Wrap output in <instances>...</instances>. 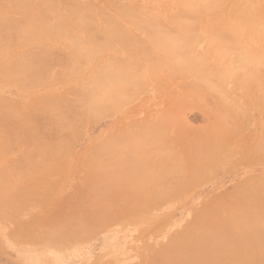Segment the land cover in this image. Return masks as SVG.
<instances>
[{"label": "rangeland", "instance_id": "obj_1", "mask_svg": "<svg viewBox=\"0 0 264 264\" xmlns=\"http://www.w3.org/2000/svg\"><path fill=\"white\" fill-rule=\"evenodd\" d=\"M253 1H257L256 4H260L259 9H263L262 12H259L258 17L262 18L261 20L264 23V16H262L264 15L263 0H242L241 3L237 0H224L217 7L218 11L216 9L213 14L216 16V13L222 11L218 16L222 15V17L230 19L231 22L239 15V12L237 11L238 9H243L247 13H251L250 16H257L253 9L248 8V6L250 7V5H253ZM227 2L229 3L226 4ZM18 7H20L21 10ZM117 7L124 8L126 11L128 10L127 17L125 14L123 16V14L119 11L120 9ZM177 10L178 9L174 4V0H0V111H3V113L0 112V145L2 143L5 146L3 147L2 145V149H0V179H4L5 177H2L4 175L10 176L13 171L12 173L15 176L13 175V178L11 174L10 180H13L11 182L20 184V190L28 188L30 191L32 185L37 182L39 183L36 184L37 187L34 188L35 190L32 191L28 200L26 195L29 191L25 194L27 201H25V199H21L22 201L19 203L21 204L20 206L17 204L18 202H15L19 206L18 210V206H16V209L11 212L10 215L0 218V264H29V260H35L36 258H41V260L46 261L47 264H155V262L157 264H166L164 262H168L166 260L167 257H165L166 259H164V261L163 258L160 257L164 252L161 253L160 251H163L162 249L164 247L175 245L176 240L183 236V232H185L190 224L193 223L195 216L202 214L206 207H209L208 209L220 208L219 212L226 215L227 212L224 210H228V208L225 207L232 203H236V200L242 196L240 194L242 188H247L249 183L253 181H259L260 185H257L259 187H264L261 186L264 183L263 87L254 86V88L251 86L250 89H248L246 84L240 85V78L236 75H228L220 80L210 74V76H206L205 81H200L199 83H202L200 84L201 89L209 90L211 94L204 99L191 97L186 98V96H188V90L185 86H181L185 81L183 77L177 74L175 78L168 76L169 72L167 70H161L158 74L153 76L150 75L149 70L144 69V65L148 63V57H142L141 55L138 56V54H135L131 59H128V53L125 48L123 49L124 44L121 41L119 42V40L112 41V38L110 37L112 35L116 36L120 32L124 33L125 29L127 30L126 33L141 36L143 31L140 28L141 23L139 24V22L143 20L153 25L155 24V27L152 25L153 27L151 26L149 30L153 31L155 29L158 34L167 33V31L168 33H174L175 27L173 25V21L170 20H172V16L177 12ZM27 14H29V18ZM45 14L49 17H45ZM74 14L76 17H74ZM135 15L138 17V20ZM84 16L88 17L85 19ZM110 16L112 20L117 23L111 22L112 20L109 22ZM211 18L212 14H209L208 17H206L207 23ZM106 20L107 22L105 23L104 21ZM156 20H159V22H156ZM128 21L131 24H129ZM20 23L23 24V27L21 25L19 26ZM10 24L13 25L12 28ZM59 24L60 26L62 24L61 28L65 27L66 30L69 31L66 32L63 28L61 30L58 26ZM2 26L4 27V32L7 31V34L8 29L10 28L9 31L11 34L9 33L8 35H5L6 33L3 32ZM71 26L75 27V29L71 28ZM117 27L122 28L119 29ZM158 27H160V30ZM14 28H16V30ZM97 28L98 30H96ZM111 29L112 31H110ZM106 30H108V32H106ZM12 31L15 33L17 32L15 36ZM139 31H141V33H139ZM93 34L95 36L92 37ZM197 34V39L199 40L196 39V41L193 42L191 45L192 49L189 52L185 51V53H182L180 60H189L191 57H194V55L207 57L205 54L209 45V36L204 28L199 29ZM79 37H81V39ZM12 40L14 41L12 42ZM92 43L95 44L92 45ZM111 43L113 45H111ZM73 49H79L81 52L79 51L77 54L76 50H74V53ZM83 50L85 51V54ZM159 53L160 56H164V52L160 51ZM208 57L211 58V56ZM42 58L47 60L45 61L46 64L47 62L49 64L43 65L44 69L40 72L38 68H42L43 66L41 65L45 64L43 63L44 60L41 61ZM33 59H35V61ZM49 59L51 60L49 61ZM134 59L137 62V67L135 66L133 68V66H129L131 65L129 62L134 63ZM36 60L38 63L40 62L42 64L39 63L40 65H38ZM27 61L32 64L31 66H33L31 67V71H29L32 72L33 70L32 73L35 75V78L30 80L41 83L39 86H29L26 85L29 84L27 82L25 86L23 83L24 81L21 80L22 77L19 78L18 76L19 74L22 76L21 73H23V79L27 76V78L31 76L32 73H27L29 72L27 69L30 68ZM16 63H19L18 65L22 64L20 66L25 64V66H23L26 70L25 74L21 67L16 68ZM57 63L59 64L56 65ZM140 63L142 64L141 68H138V64ZM207 63L212 64L213 60L209 59ZM11 64L14 65L15 68H13L14 66ZM8 65L10 66V69L13 68L11 69L13 70V73L14 70L16 72V74L12 73L13 76L18 74V79L22 82L17 80L15 81L17 76L12 77V74L11 77L9 76L10 72L8 71L10 69ZM5 66L6 68H4V70L6 69L5 71L8 73L2 69ZM46 66L47 68H45ZM118 67L122 68L123 72L126 70L124 73L127 74V77L132 74V77H130L131 81L138 82V84L136 86L133 85L132 88L136 91V94L134 97L120 103L114 109L100 111V114L96 117L97 122H95L96 118L91 122L92 116L87 114V112L84 113L83 106L85 107L87 94L84 93L85 90L81 88L79 81L90 79L92 76L97 77L99 71V76H101L103 80L111 79L112 76H116L115 73L119 70ZM114 68L115 72H113ZM7 69L9 70L7 71ZM19 71H21V73ZM74 71H76V73ZM38 72L41 75L40 77H38ZM135 73L136 75H133ZM66 74L67 76L64 77ZM34 75H32V77ZM8 77H10L11 80L10 78L8 79ZM12 79L14 82H10L13 81ZM43 80H46L44 82V86L42 85ZM186 81H189V79ZM219 81H221V83H219ZM18 82L22 86L17 84ZM48 84H50V86H48ZM178 85H180V88L183 87V89L185 87L184 90L181 89L184 94V99L180 98L182 94L179 93L180 88ZM88 88L94 89L92 85ZM216 88H220L221 92H218ZM81 92L83 93L81 94ZM76 93L78 94L77 97ZM48 95H55V97L61 100L59 102L57 101L58 109L64 112L63 115L67 114L68 116L70 114L68 117L65 116L66 118H69V121H71V118L74 119L73 114L76 115V113L77 115L78 113L81 114L78 115V117H81H79V119L84 118V122H82V124H80L81 122L75 123L73 120V128L77 130H73L75 133L72 132V126L70 131H67L70 128L64 131L57 121V117H53L55 115L52 116V113L45 109L47 107H42L43 105L45 106L44 103L38 102L37 99L42 100ZM2 99L8 100L4 103L5 100L3 101ZM67 99L68 103L72 104V107L66 103ZM78 99L79 101H77ZM83 99L85 100V103ZM177 100L179 103L176 102ZM183 102L188 106V108H181V106H183ZM78 103L80 105L83 104L82 107L78 105ZM31 104H33V106H31ZM66 104L67 109H65ZM59 105L62 107L64 106V108H60ZM168 106H170L169 108L171 110L167 108ZM164 110L165 112H163ZM173 110H177V112L180 113L182 112V115L180 113H178L180 116L176 115L177 112H175V114ZM17 111H20L19 114L21 117L18 116ZM81 112H83L84 115ZM225 112L229 117L226 121H224L227 117L226 114L224 115ZM215 113L217 115H215ZM219 113H222L223 115L221 116ZM9 114L14 117L15 120L14 118L9 117ZM13 115H16V117ZM25 116L26 118H24ZM174 116L175 118H173ZM176 118H178V120H176ZM179 118H183L185 121H182V119ZM55 119H57L56 122L54 121ZM222 119L224 120L222 121ZM220 121L226 125L225 128L222 129V133L220 132L222 127L220 126V128L219 125H217ZM18 122L21 123V127H19ZM134 122L135 125H133ZM173 122L174 125H172ZM222 123L220 125H222ZM29 124H31V126ZM139 124H141V129L143 127L142 132H137V130L140 131V127H138ZM179 124L183 125L181 126ZM184 124H186V127ZM233 124L235 125L234 127ZM77 125L79 127H77ZM165 125H167L170 129V131L168 129L169 134H166L164 132L165 130L163 131V127H165ZM161 126L162 128L160 129ZM136 127H138L137 130ZM210 128L218 133L220 142L227 145V152L225 151L223 165L219 166L210 178L201 180L198 183L190 184L185 190L180 192V194L176 195L177 193H173V196H166V199L165 197H162L161 194H157L153 196H156V199L153 198L154 200L145 199L143 202L142 200H134L130 206V212L128 214L118 215V213H120L119 210L123 209H121V207H117V201L116 206L112 207L108 204L109 202H104L106 203L105 205H109L108 209L98 205L101 206L102 209L104 208V210H106L105 214L103 212L104 215H102V209L100 211L97 204H95L96 206L94 205L97 209H93L94 203L91 200L94 201V199L91 198L94 194L96 196V192L92 190V194L88 185L91 184L89 185V187H91L93 184L92 182L97 183L98 180L96 179L97 176H94L92 169L96 168L95 162L97 159L102 157L100 151H98L100 146L119 140L121 141V144L124 143V145H122L124 146L123 148L122 146H119L120 150L121 148L122 150H125V145H127L125 140H128V135H132V145L130 144V146L135 152V155L138 156L137 158L140 159L142 157L144 152L142 148L148 147L149 150H156L155 153L158 156L162 151H168L167 160L170 153L174 159L176 158L181 163V161L187 158V156L185 159L183 158L184 156L181 157V153L185 151L184 153L189 155V149L187 148L190 147V145H194V142L200 143L201 141L207 140L210 137ZM218 128H220V130H218ZM231 128H233V130ZM128 129L130 130L128 131ZM147 129L151 133L152 131L156 132L157 135L153 136V139L148 138L152 137L153 134L150 136L145 134L148 133L144 132V130L146 131ZM158 129H160V132L162 131L164 133H160ZM224 129H226V131ZM48 130L50 132H48ZM135 130L137 133L134 132ZM223 130L225 135H223ZM130 131H133L138 138L135 139V134ZM186 131L192 132L193 134L190 133L191 135L188 137L189 134L185 133ZM175 132L180 133V136L178 142L173 144L171 142L173 139L172 133ZM202 132L205 134L203 133L204 135H202ZM138 133L141 135L139 136ZM158 134H164V136H159ZM202 136L203 138H201ZM160 137H168V140L163 138L161 139ZM232 137L233 139L231 140ZM142 138H148L149 143L147 144V139H144L146 142L144 141V143H142ZM187 138L188 140L186 141ZM35 141H37V143ZM100 143L102 145H100ZM38 147L40 148L37 149ZM42 147H44L43 150H41ZM50 147H52L53 150L52 148L50 149ZM54 147H56V149H54ZM3 149L4 151L2 152ZM45 149L47 152L58 151L55 152L54 156L56 157L59 153L60 156L58 155V158L61 157L57 160L59 162H55L56 160L52 158L51 160L49 159V161H53L50 167L48 166L49 162L47 164L44 162L43 165L42 156L44 155L43 157L45 158L47 155L44 154V152H46ZM95 149H97L98 152L95 151L94 153ZM36 152L38 153L35 154ZM173 152H175L176 156ZM96 155H100V157H96ZM45 159L47 162L48 158ZM92 161L94 164L91 163ZM40 162L42 163L39 164ZM52 164L53 168L51 167ZM46 165V168L50 169L48 170L49 173L47 172V169L42 168ZM17 168L20 171L18 172L19 174L16 173L18 170ZM51 168L52 170L55 169L53 173ZM58 168H61V171ZM4 170H10L8 173L9 175L6 174ZM29 172L32 173V177L29 176L27 178L26 175H29ZM20 173L22 174L21 177H19ZM43 173H46L45 175L48 176L46 177L47 179ZM94 173L96 174L98 172L96 171ZM16 176L19 177L18 180L20 179V181L17 180ZM42 177L47 181H43L44 179H42ZM14 179L18 182L14 181ZM8 180L9 179L7 177L6 180H3V183L7 181V184ZM54 185L55 189L52 188ZM4 188L2 189L4 190ZM2 189L1 191H3ZM89 192H91V194ZM13 193L15 194L16 192ZM170 193L171 192H169L168 195H170ZM112 194L114 196L112 191H107L104 198L106 199L107 197L106 200H108V196H112ZM9 195H12V191L4 196L9 198ZM20 195L18 196L20 197ZM159 195L164 199L161 200ZM162 195L165 196L166 194L164 195L162 193ZM1 196H3L2 193L0 194V200H3L1 199ZM157 196L160 199H157ZM245 196L247 197V195ZM19 197H17V199H19ZM261 197L264 198V193ZM13 198L10 200H13ZM17 199L16 201H19ZM85 200L86 202L84 203ZM23 201L27 203L24 202V205L22 204ZM111 201H114V198L111 199ZM89 206H93V208L91 207V209ZM20 207L23 208L21 209ZM132 209L133 211H131ZM84 210L86 211L84 212ZM89 211L93 212H90L89 215ZM81 212H87L88 214H84L83 218V213ZM112 212L115 213V215ZM97 216H100V218L104 216L101 219L106 217L107 220L105 219L106 221L104 225L97 226L96 229L88 227L85 231H83L84 233L86 232L85 234L82 232V235L81 232H78L73 236V239L71 237V239H58V241L52 240V242L45 240L47 231H49L51 226L53 229V225L55 227V225L58 226V223L63 222H84L92 224V220H95ZM262 217L264 218V212ZM112 218L114 220H112ZM93 222L94 224L96 223L95 221ZM258 223L262 231H260L261 233L259 232V234L262 235V237L260 236V238H257H259L262 242V239H264V220H260ZM249 228L250 227H248V229ZM143 235H145L144 238H142ZM233 244L236 245L235 247H238V244L241 245L239 241L238 244L235 242ZM244 250L246 251L245 247ZM165 254L169 255L170 252L168 251ZM151 259L153 261H150ZM168 263H170V261ZM233 264L238 263L236 262Z\"/></svg>", "mask_w": 264, "mask_h": 264}, {"label": "bare ground", "instance_id": "obj_2", "mask_svg": "<svg viewBox=\"0 0 264 264\" xmlns=\"http://www.w3.org/2000/svg\"><path fill=\"white\" fill-rule=\"evenodd\" d=\"M223 1L224 0H174V4H175L176 8L178 9L177 12L174 13V15L172 16V20H170V21H173V25L175 27V29H174L175 31L173 30L174 33H168V31H167V33H161L160 32L161 34H158L156 32L157 30L155 31V29L153 31L149 30V28L153 24L148 23L147 21L145 22L143 20V21L139 22V24L141 23L140 28L143 31L141 36L126 33L127 30L125 29L124 33L120 32L117 35L115 33L116 36L112 35L110 37L112 38V41L113 40L114 41L119 40V42L121 41L124 44L123 49L124 48L126 49L128 56H129L128 59H131L133 57V55H135V54H138V56L141 55L142 57H148V61H147L148 63L144 65V69L149 70L150 75L153 76V75L158 74L161 70H164V71L167 70L169 72L168 76L175 78V76L177 74V75H180L181 77H183L185 79V81L183 82V85H181V86L186 87V89L188 90V96H189V97L186 96V98L191 97V98H196V99L197 98L204 99L205 97H208L211 93L209 92V90L201 89L200 84H202V83H199V82L205 81L206 76H210V74L214 75V77H217L220 80H222L223 77H226L228 75H236V76H238V78H240V80H239V81H241L240 85L246 84L248 89H250L251 86H253V87L257 86V87H261V88L263 87L264 88V23L261 20L262 18L258 17L259 12H262L263 9H259L260 4L257 5L256 4L257 1H253L252 2L253 5H250V7L247 4L246 5L248 6V8L253 9L255 11V14H257V16H250L251 13H247L243 9H238L237 11L239 12V15L236 14L238 16L236 17V19L234 21L231 22L230 19L222 17V15L218 16L222 11H219V13H216L217 14V15L215 14L216 16H214V14H213L216 11L217 7ZM237 1L239 3H241L242 0H237ZM258 1H260V0H258ZM228 3L229 2H227L226 4H228ZM159 4H160V2H159ZM19 6H20V3H19ZM18 8H20V7H18ZM117 8L120 9L119 11L121 12V14H123V16L125 14V16L127 17V15H128L127 11L128 10L126 11V9L121 8V7L120 8L117 7ZM33 9H35V8H33ZM20 10H21V8H20ZM217 11H218V9H217ZM27 12H29V11H27ZM68 12H69V8H68ZM71 13H72V10H71ZM39 14H40V10H39ZM42 14H44V13H42ZM91 14H92V12H91ZM209 14H212V18L207 23L206 17H208ZM28 15L29 14H27V16ZM35 15H36V13H35ZM47 16L45 14V17H47ZM262 16H264V15H262ZM29 17L30 16H28V18ZM74 17H76L75 14H74ZM87 17H85V19ZM136 17H133V18H136ZM148 17H150V16H148ZM37 18H39V17H37ZM88 19H90V18H88ZM263 19H264V17H263ZM111 20H112V18L110 16L109 22ZM137 20H138V17H137ZM23 21H25V20H23ZM19 22H21V21H19ZM104 22L106 23L107 20ZM111 22L117 23V22H114L113 20ZM156 22H159V20L158 21L156 20ZM13 23H14V21H13ZM21 23L19 24V26L23 25ZM89 23H90V21H89ZM128 23H129V21H128ZM134 23H135V21H134ZM137 23H138V21H137ZM12 24H10L11 28L14 25V24L13 25ZM91 24H93V23H91ZM96 24H97V22H96ZM129 24H131V23H129ZM168 24H169V22H168ZM58 26L61 28L62 24H61V26H60V24ZM106 26L108 27L107 24H106ZM133 26H134V24H133ZM5 27H6V25H5ZM16 27H18V26H16ZM60 28H59V30H60ZM62 28H61V30H62ZM64 28H63V30H65L66 32L69 31V30L67 31L66 28L65 29ZM71 28L75 29V27H72V26H71ZM94 28H96V27H94ZM117 28H119V27H117ZM121 28H119V29H121ZM158 28L160 30V27H158ZM201 28H204L205 31L207 32L208 36H209V45H208V48H207L206 54H205V55H207V57H202V56L200 57V56L194 55V57H191L189 60H180V56L182 55L183 52L184 53H185V51L189 52L192 49L191 45L193 44L194 41H196V39L198 37L197 33H198L199 29H201ZM2 29L4 32L5 31L4 27ZM9 29H8V34L9 33L11 34ZM14 29L16 30V28H14ZM82 29H83V26H82ZM92 29H93V27H92ZM119 29H117V30L120 31ZM96 30H98V28ZM171 30H172V28H171ZM42 31H44V30H42ZM53 31H55V30H53ZM110 31H112V29ZM6 32H4V33H6ZM106 32H108V30H106ZM13 33L15 36L17 32L16 33L13 32ZM110 33H112V32H110ZM132 33H133V31H132ZM139 33H141V31H139ZM194 33H196V34H194ZM1 34H2V32H1ZM8 34L6 33L5 35H8ZM33 35H35V34H33ZM62 36H63V34H62ZM93 36H95V35L93 34L92 37ZM79 38L81 39V37H79ZM16 39H18V38H16ZM96 39H97V37H96ZM74 40H75V38H74ZM197 40H199V39H197ZM13 41L14 40H12V42ZM83 43H84V41H83ZM94 44L92 43V45H94ZM111 45H113V44L111 43ZM111 45H110V47H111ZM82 46H84V45H82ZM78 48H80V47H78ZM74 50H76L77 54L80 51L79 49L78 50L73 49V51ZM160 51L164 52V56H160V53H159ZM83 52L85 54L84 50H83ZM93 52H95V51H93ZM74 53H75V51H74ZM96 54H97V52H96ZM102 54H103V52H102ZM155 55H157V56H155ZM47 56H49V55H47ZM208 56H211V58H209ZM96 57H98V56H96ZM43 58L41 61L44 60ZM70 58H71V56H70ZM208 58L213 60L212 64L207 63V61L209 60ZM47 59H48V57H47ZM51 59H49V61ZM33 60L35 61V59H33ZM45 61H47V60H44L43 63H45V64H42L39 62L40 64H42L41 66L49 64L48 62L46 64ZM133 62L134 63L129 62V64H131L129 66L130 67L133 66V68H134L136 66L137 62L135 61V59ZM28 63L30 64V65L28 64V66L30 68H28L27 71H29V70L31 71V67H33V66H31L32 64L30 62H28ZM37 63H38V61H37ZM39 63H38V65H40ZM18 64L16 63V65H17L16 68L21 67V69L24 70V74H25V71H26L24 69L25 67L23 68V66H25V64H23V66H20L22 64H20V65H18ZM58 64L59 63H57L56 65H58ZM141 65H142L141 63L138 64V68H141ZM6 66L3 68L1 67V68L4 70V68H6ZM12 66H14V65H12ZM8 67L10 69L9 65H8ZM13 68H15V66ZM13 68H11V69H13ZM45 68H47V66ZM206 68H207V70H206ZM9 69H7V71ZM11 69L8 71V72H10L9 73L10 77H11V74L13 73L12 72L13 70H11ZM38 69L41 72V70L44 69V66L42 68H38ZM118 69L119 70H117L115 73L116 76L111 75L112 76V78L110 77L111 79H107L105 77L107 80H103L101 78V76H99V72H100L99 71L97 77L92 76L90 79L79 81L81 88L85 90L84 93L87 94L86 103H85V100L83 99V101L85 103V107L83 106L84 113L87 112V114L92 116L91 122L94 121V119L100 114V111H102V110L108 111V109H114L120 103L134 97V95L136 94V91L133 90L132 88H133V85L136 86L138 84V82L137 81H131L130 77H132V74H131V76L129 75L127 77L126 76L127 74L124 73L126 70L123 72L122 68L118 67ZM139 70H137V71H139ZM21 71H19V72L21 73ZM30 71L27 73L30 74L33 72V70H32V72H30ZM37 71H36V74H37ZM8 72H6V73H8ZM34 72H35V69H34ZM74 72L76 73V71H74ZM113 72H115V68H114ZM27 73H26V75H27ZM207 73H209V74H207ZM13 74H16L15 70H14ZM13 74H12V77L18 75L17 74V75L13 76ZM21 75L22 76H20V74H19L18 76H19V78L22 77L21 80L24 81L23 82L24 85L26 84V82L29 83V84H26L29 86H39V84H41L39 82L37 83V81L34 82V81L30 80V79L35 78V75L33 73L31 74V76L29 75L30 76L29 78H27L28 77L27 76L25 79H23L24 78L23 73H21ZM32 75H34V76L32 77ZM133 75H136V73ZM18 76L16 77L15 81L16 80L20 81L18 79ZM40 76L41 75L39 73L38 77H40ZM66 76H67V74L64 75V77H66ZM10 77H8V79ZM173 78H172V80H173ZM188 79H189V81H186ZM10 80H11V78H10ZM39 80H41V79H39ZM22 81H20V82H22ZM45 81L46 80H43V82H42L43 86H44ZM10 82H14V80L10 81ZM30 83H31V85H30ZM219 83H221V81H219ZM17 84L21 85L19 82ZM90 85H92L94 87V89H89L88 87ZM48 86H50V84H48ZM179 86L180 85H178V87ZM46 87H47V85H46ZM185 87H184V89H185ZM181 89L184 90L183 87L180 88L179 93L182 94L180 96V98L184 99V94L181 91ZM216 90L218 92H221L220 88H216ZM262 91H264V90H262ZM82 93L83 92H81V94ZM79 94H80V92H79ZM77 95L78 94L76 93V97H77ZM62 97H64V96H62ZM83 97H84V95H83ZM2 100L4 101L5 99H2ZM6 100H8V99H6ZM6 100L4 101V103L6 102ZM37 100L39 103L45 104V106L43 104H40V105H43L42 107H47L45 109L49 110L48 112L52 113V116L55 115L53 117H57L58 120L55 119L54 121L56 122V120H57L59 122L60 126L64 129V131L67 130L68 128H70V129L67 131H70L71 126H72V128L74 127L72 125L73 120L75 123L81 122L80 124H82V122H84V118L79 119L80 116L78 117V115H81L79 113H78V115H77V113H76V115L73 114L74 117L73 116L72 117L74 119L71 118L70 119L71 121H69L68 120L69 118L65 117V116H67V114L63 115L64 112L58 109L57 103L61 100H59L57 97H55V95H48L45 98H43L42 100H39V99H37ZM77 101H79V99ZM81 101H82V99H81ZM176 102L179 103L178 100ZM66 103L69 104L68 99H67ZM73 103H76V102H73ZM67 104L65 105V109H67L66 108ZM168 104H170V103H168ZM182 104H183V106H181V108H183V109L188 108V106L184 102ZM61 105H59V107L64 108V106L62 107ZM69 105L71 106L72 104H69ZM78 105H80V104L78 103ZM82 105L83 104H81L80 106L82 107ZM31 106H33V104H31ZM192 106H194V105H192ZM169 107L170 106H168L167 108L169 110H171ZM39 108H41V107H39ZM173 108H174V105H173ZM222 109H223V107H222ZM33 111H35V110H33ZM163 112H165V110ZM173 112L175 113V112H177V110H175V111L173 110ZM1 113H3V111ZM17 113H18V116H20V114H19L20 111H17ZM35 113H37V112L35 111ZM81 113L84 115L83 112H81ZM170 113H171V111H170ZM178 113H180V112H177V114L176 113L175 114L178 115ZM222 113L221 114L219 113V115L222 116L223 115ZM14 114H16V113H14ZM180 114L182 115V112ZM180 114L178 116H180ZM225 114H226V112L224 113V115ZM215 115H217V114L215 113ZM8 116L12 117V116H10V114ZM13 116L16 117V115H13ZM208 116H209V113H208ZM226 116H227V114H226ZM227 117L225 118V120L222 119V121L223 120L226 121V119H229V117L228 118ZM2 118H4V117H2ZM12 118H14V117H12ZM24 118H26V116ZM173 118H175V116ZM183 118H179V119H182V121H185ZM170 119L173 120L172 118H170ZM14 120H15V118H14ZM80 120H83V121H80ZM176 120H178V118H176ZM23 121H25V120H23ZM222 121H220L217 124V125H219V127L220 126L222 127V128L220 127L221 133H222V129L225 128V126H226V125H224V123H222ZM58 122H57V124H58ZM95 122H97V118L95 119ZM5 123H6V121H5ZM221 123H222V125H220ZM20 124L21 123L18 124L19 127H21ZM145 124H146V122H145ZM145 124H143V125H145ZM154 124H156V123H154ZM29 125L31 126V124H29ZM58 125H57V127H58ZM78 125H77V127H79ZM133 125H135V122L133 123ZM140 125L141 124H139L138 127H140ZM158 125H159V123H158ZM172 125H174V122ZM179 125H181V124H179ZM185 125L186 124H184V126ZM162 126L160 127V129L162 128ZM234 126L235 125L233 124V127ZM0 127H1V125H0ZM138 127H136V130L138 129ZM131 128H132V126H131ZM212 128H210V131H211L209 133L210 137L208 136L209 138L207 140H204V141L200 140L201 141V142L199 141L200 143L194 142L195 143L194 145H190V147L187 148V149H189V155L187 153H184L185 151L181 153V157L184 156L183 157L184 159L187 156V158L185 160L181 161V163L176 158L174 159L170 153H169V158L167 160L166 158L168 156L167 155L168 151L167 152L162 151L160 153V155L158 156L155 153L156 150H154V149L149 150L148 147H147L148 149L143 147L142 149L144 150V152H143L142 157L140 159L137 158L138 156L135 155V152L132 150V148L130 146L132 135H128V140H125V143L127 144V145H125V148H126L125 150H122V148L124 147L122 145H124V143L121 144V141L116 140V139H115L116 141H114L112 143H108V144L106 143L103 145L100 143V145H102V146H100L98 148V151H100L102 157L97 159V161L95 162L96 168L92 169L94 176L96 175L97 176L96 179H98V180H97V183L92 182L93 184L91 187H89V185H91V184L88 185V188L91 189L90 191L93 190L94 192H96V196L94 194L93 195L94 198L93 197L91 198V199H94L95 202L91 199H89V200H91L94 203L93 206L95 204H97V207H99L100 211L102 209L101 206L105 207V209H108L109 205L108 206L105 205L106 203L109 202L108 204H110L112 207V206H116V204L118 202L117 207H121V209H123V210H119L120 213H118V215L119 214L124 215V214H128L130 212V206L134 200H137V201L142 200V202H143L145 199H147V200L148 199L152 200L153 198L156 199V196L155 197H153V196L157 195V194H161V196L165 197V199H166L167 197H169L171 195L173 196L174 195L173 193H177L176 195L180 194V192L185 190L190 184L198 183L201 180L210 178L213 175V173L216 171V169L219 166L223 165L226 146H227L224 143L220 142V139L218 138L219 137L218 133L216 131H213ZM220 128H218V130H220ZM130 129H128V131ZM160 129H158L159 132H160ZM168 129L169 128L167 125H165V127H163V131L165 130L164 132L166 134H169ZM231 129L233 130V128H231ZM49 130H48V132L51 131V130L50 131ZM73 130L77 131V130H75V128L72 129V132H74ZM136 130L134 131L135 133L142 132L143 127H142V129H141V127L139 128L140 131L137 130V132H136ZM224 130L226 131V129H224ZM224 130H223V133H224L223 135H225ZM169 131H170V129H169ZM189 131L185 132V133L189 134L188 137L191 134H193L192 133L193 130H192V132H189ZM123 132H124V130H123ZM130 132H133V131H130ZM144 132H148L145 134H148L149 136L151 134H153L152 137H148L150 139H153V136L157 135L156 132L152 131V133H151L148 131V129L146 131L144 130ZM164 132H162V133H164ZM196 133H197V130H196ZM203 133L204 132H202V135L205 134V133L204 134ZM179 134L180 133H177V132L172 133L173 139L171 140V142L173 144L178 142L179 136H180ZM140 135L141 134H139V136ZM206 135H208V134H206ZM41 136H42V134H41ZM159 136H164V134H162V135L160 134ZM135 137H136V134H135ZM228 137H227V139H228ZM137 138L138 137H136L135 139H137ZM148 138H146L147 144L149 143ZM160 138L162 139L163 137H160ZM201 138H203V136ZM224 138H225V136H224ZM109 139H110V137H109ZM142 139H143L142 143H144V141L146 139L145 138H142ZM163 139L168 140V137L167 138L164 137ZM232 139H233V137L231 138V140ZM61 140H62V138H61ZM61 140H60V142H61ZM187 140H188V138L186 139V141ZM186 141H185V144H186ZM17 142H19V141H17ZM31 142H33V141H31ZM35 142L37 143V141H35ZM104 143H105V140H104ZM163 143H165V142H163ZM229 143H230V141H229ZM2 145L3 144L1 143L0 149H2ZM53 145H52V147H53ZM144 145H146V144H144ZM119 146H122L121 150H120ZM3 147H5V146L3 145ZM52 147H50V149ZM39 148L40 147H38L37 149H39ZM43 148L44 147H42L41 150H43ZM45 148H47V147H45ZM169 148H171V147H169ZM4 149L2 150V152L4 151ZM54 149H56V147H54ZM52 150H53V148H52ZM45 151L47 152L46 149H45ZM95 151L98 152L97 149L94 150V153H95ZM46 152H44V154H47L45 156V158H48L47 162H46V159L43 157L44 155L42 154L43 155L42 156L43 163L40 162L39 164L42 163L44 165V162H45V164H47L49 162L48 166L50 167V165L53 161L51 162V161H49V159L51 160L52 158L56 160L55 162H57V163L59 162V161H57L61 158V157L58 158L59 153L56 157L54 156L55 152H58V151H52L54 153H52L50 151H48L47 153ZM37 153L38 152H36L35 154H37ZM173 153L175 154V152H173ZM175 156H176V154H175ZM96 157H100V155L99 156L96 155ZM40 159H41V157H40ZM94 159H96V158H94ZM91 163H93V161ZM46 167H47V165L42 167V168L47 169V172L49 173L48 170H50V169H48ZM51 167L53 168V164ZM52 168H51V171L53 173L55 171V169L52 170ZM59 170L61 171V168ZM7 171H5L6 174H8L10 172V170L8 172ZM96 171L98 173L95 174L94 172H96ZM12 172H11V174L13 176L14 174ZM18 172H20L19 169L17 170L16 173H18ZM57 172H58V170H57ZM21 173H20L19 177H21V175H22ZM46 173H43V174L45 175ZM1 174H3V173H1ZM11 174H10V176H5L3 174L4 176H2V177H5V178L0 179V183H1L0 194L2 193V195L4 196L5 194H8L10 191H12V195H9L10 197L13 196V194H14L13 192H16L18 195L21 194L20 195L21 198L16 193L13 196L14 198L12 197L14 201L10 200V199H12L10 197L8 198V197L4 196V197H6V198H4L3 196H1V199H3V200H0V201H2V202H0V218L6 217L7 215H10V213L16 209V206H18V205L20 206L21 204H19V203H20V201H22L21 199H25V201H27L29 196L32 194V191L35 190L34 188L37 187L36 184L38 182L31 186L30 191L28 190V188H23L20 190V188H21L20 184H18L16 182H11V181H13V180H10ZM14 176H13V178H14ZM24 176H25V173H24ZM29 176L32 177L31 172H29V175L28 174L26 175L27 178ZM7 177L10 181L8 180L7 184H6L7 181L5 183H3V180H6ZM19 177H17V180ZM46 177H48V176L45 175V178ZM24 179H25V177H24ZM42 179H44V178L42 177ZM17 180L14 179V181H17ZM18 181H20V179ZM43 181H47V180L44 179ZM257 184L260 185L259 181H253V182L249 183L247 188H242L241 193H240L242 196H240V198L237 200L235 199L236 203H232L228 206L226 205L227 207H225V208H228V210H226V209L224 210L227 212L226 215L219 212L220 208L208 209L209 207L208 208L206 207V209H204L202 214L195 216L193 223L190 224V226L187 228V230L185 232H183V234H182L183 236H181L178 240H176V243L174 242L175 245H172V246L169 245L168 247H164L162 249L163 251H160L161 253L164 252L162 254L160 253L161 254L160 257H162L163 260L166 259L165 257H167L166 260L168 262L170 261V263H168L164 260L165 261L164 263H166V264L167 263L168 264H233V263L237 262L238 264H264V239H262V242H261V240H259L260 236L262 237V235L259 234L261 229L258 225L259 224L258 222L260 220L261 221L264 220V218L262 217V214L264 212V211H262V210H264L263 209V207H264V200L263 199L264 198L261 197L262 194L264 193V191H263L264 187H259ZM261 186H264V183ZM2 188H4V190ZM52 188L55 189V185ZM1 189L3 191H1ZM21 191H22V193L23 192L24 193L22 194ZM28 191H29V193H28ZM93 191H92V194H93ZM107 191H112L114 193V196L112 194L113 197L111 195H109L112 198H110L108 196V198H109L108 200H106L107 197H106V199L104 198L105 193ZM166 191L168 193L171 192L170 195H168V193ZM18 192H20V193H18ZM101 192L102 193L104 192L103 193L104 195ZM164 192H166V193H164ZM89 193L91 194V192H89ZM162 193L164 195L165 194L166 195L163 196ZM25 194H27L26 195L27 200H26ZM245 195H247V197ZM15 196L19 197V199H17V197H15ZM161 196L159 195V197H161ZM122 197H124L125 199ZM162 197H161V200L164 199ZM113 198H114V201H111V199H113ZM16 199L19 201H16ZM103 199H104V201H103ZM119 199H123V200H119ZM157 199H160V198H158V196H157ZM25 201H23L22 204H24ZM15 202L16 203L18 202L17 203L18 205ZM85 202H86V200L84 201V203ZM104 202H106V203H104ZM25 203H27V202H25ZM98 205H101V206H98ZM19 206L17 207V210L19 209ZM93 206H89V208H91V207L93 208ZM95 206L93 208L94 210H95V208L97 209V207H95ZM76 207H77V205H76ZM80 207H81V205H80ZM20 208L22 209L23 207H20ZM87 208H88V206H87ZM113 209H114V207H113ZM77 211H78V209H77ZM85 211L86 210H84V212ZM105 211L106 210H104V208H103L101 211L102 215H104L106 213ZM131 211H133V209ZM84 212H81V213H83V218H84V214H88L87 212L86 213H84ZM90 212H93V211H89V215H90ZM103 212H104V214H103ZM132 213H134V212H132ZM113 214L115 215V213H113ZM89 215H86V216H89ZM100 215H101V213H100ZM103 217L104 216H102L101 218H103ZM94 218H95V216H94ZM97 218H98V220H97ZM97 218L95 220H92V224H88V223H84V222L73 223V222H63L62 221L63 223H58V226L55 225V227H54V225H53V229H52V226L49 228V231H47V233H46L47 235H46L45 240H47L48 242L49 241L52 242V240L58 241V239H65V238L71 239V237L73 239L74 238L73 236L76 235L78 232H81V234H82V232L85 231L88 227H90L92 229H96L97 226L104 225L105 221L107 220L106 217L104 219H101L100 216L99 217L97 216ZM68 219H70V218H68ZM96 220H97V222H96ZM112 220H114V219L112 218ZM112 220H109V221H112ZM93 221H95L96 223L94 224ZM88 222H90V221H88ZM248 227H250V228L248 229ZM236 228H237V230H236ZM142 233H143V231H142ZM140 235H141V233H140ZM144 236L145 235H143L142 238H144ZM47 237L50 240H48ZM257 237H259V238H257ZM238 241L241 243V245L238 244ZM234 242L238 244V247H235L236 245L233 244ZM53 243H55V242H53ZM232 245H233V247H232ZM243 246L245 247L246 251L244 250ZM159 250H157V251H159ZM168 251L170 252V254H169L170 256L165 254ZM154 256H152V257H154ZM168 256H169V259H168ZM234 258H236V259H234ZM150 261H153V260L151 259ZM29 264H47V262L44 260H41V258H38V259L36 258L35 260H29ZM155 264H157V263L155 262Z\"/></svg>", "mask_w": 264, "mask_h": 264}]
</instances>
